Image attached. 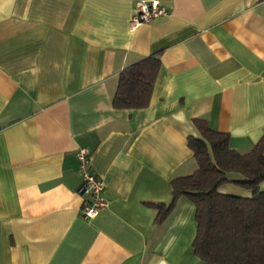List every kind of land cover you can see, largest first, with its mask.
Returning <instances> with one entry per match:
<instances>
[{
  "label": "crops",
  "instance_id": "crops-1",
  "mask_svg": "<svg viewBox=\"0 0 264 264\" xmlns=\"http://www.w3.org/2000/svg\"><path fill=\"white\" fill-rule=\"evenodd\" d=\"M136 1L0 0V264H206L193 203L159 222L155 204L196 168L194 118L239 151L264 133V0H158L131 30ZM155 52L148 105L115 108L121 70ZM82 147L107 199L89 219Z\"/></svg>",
  "mask_w": 264,
  "mask_h": 264
},
{
  "label": "trees",
  "instance_id": "trees-1",
  "mask_svg": "<svg viewBox=\"0 0 264 264\" xmlns=\"http://www.w3.org/2000/svg\"><path fill=\"white\" fill-rule=\"evenodd\" d=\"M155 52L121 70L112 98L115 108L148 105L160 69ZM200 136H187L196 168L170 181L171 201L155 204L156 222L162 221L180 196L194 205L193 254L206 264H264V133L247 150L229 146L228 133L209 128L194 118ZM232 183L247 194L223 192Z\"/></svg>",
  "mask_w": 264,
  "mask_h": 264
},
{
  "label": "built area",
  "instance_id": "built-area-1",
  "mask_svg": "<svg viewBox=\"0 0 264 264\" xmlns=\"http://www.w3.org/2000/svg\"><path fill=\"white\" fill-rule=\"evenodd\" d=\"M166 12V7L161 5L158 0H137L134 12L129 20V28L133 30L140 24ZM75 155L81 178L79 193L85 197L81 207V214L84 218L89 219L107 205V199L103 195L101 178L89 166L88 150L85 147L78 148Z\"/></svg>",
  "mask_w": 264,
  "mask_h": 264
},
{
  "label": "rangeland",
  "instance_id": "rangeland-1",
  "mask_svg": "<svg viewBox=\"0 0 264 264\" xmlns=\"http://www.w3.org/2000/svg\"><path fill=\"white\" fill-rule=\"evenodd\" d=\"M223 186H221L220 188H222ZM233 192H236V190L235 191H233Z\"/></svg>",
  "mask_w": 264,
  "mask_h": 264
}]
</instances>
